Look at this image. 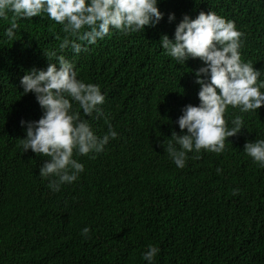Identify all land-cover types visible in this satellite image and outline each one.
I'll return each instance as SVG.
<instances>
[{
  "label": "trees",
  "instance_id": "obj_1",
  "mask_svg": "<svg viewBox=\"0 0 264 264\" xmlns=\"http://www.w3.org/2000/svg\"><path fill=\"white\" fill-rule=\"evenodd\" d=\"M159 8L165 17L157 27L116 33L78 56L58 51L65 34L46 17L18 20L11 41L10 24L0 21V264H147L149 244L160 248L155 264H264V168L244 153L246 142L264 139V106L244 114L245 129L222 154L188 153L178 168L167 138L180 132L181 109L199 104L192 72L201 62L177 64L159 45L184 15L212 11L245 33L242 59L264 72V0H160ZM50 51L101 87L108 120H91L97 134L109 123L118 133L95 158L76 157L85 171L59 192L39 174L47 157L25 153L20 142V121L42 116L20 80L46 69ZM235 115L229 107L225 118Z\"/></svg>",
  "mask_w": 264,
  "mask_h": 264
},
{
  "label": "clouds",
  "instance_id": "obj_2",
  "mask_svg": "<svg viewBox=\"0 0 264 264\" xmlns=\"http://www.w3.org/2000/svg\"><path fill=\"white\" fill-rule=\"evenodd\" d=\"M159 4L160 0H0V21L10 24L4 35L11 41L16 39L18 20L46 17L60 25L65 34L58 51L70 49L78 56L116 33L128 36L157 27L165 17ZM167 19L170 24L175 22V13H169ZM244 39L245 33L234 21L212 11L200 12L194 19L184 15L172 38L161 36L160 47L177 64L201 62L192 72L193 82L199 86V104L181 109L182 115L176 120L180 132L173 131L167 138L165 151L178 168L186 166L188 153L204 150L222 154L226 141L245 129L244 114L264 106V79H260L264 72L242 59ZM47 60L46 69L28 70L20 80L22 95L32 94L42 110L38 120L20 121L25 129L20 142L25 153L31 150L47 157L39 174L49 179V189L59 192L63 185L78 181L85 171L76 157L95 158L110 140L117 139L118 133L109 123L107 133L98 135L91 122L108 120L101 87L80 79L76 64L65 55L50 51ZM229 107L238 109L241 115L226 120ZM244 153L264 168V139L246 142ZM216 171L220 174L223 170ZM238 194L239 189H233V195ZM90 231L85 227L81 235L90 238ZM159 253V247L149 244L141 258L155 264Z\"/></svg>",
  "mask_w": 264,
  "mask_h": 264
}]
</instances>
